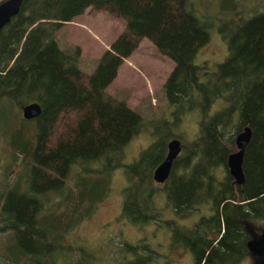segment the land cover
I'll return each mask as SVG.
<instances>
[{"label": "trees", "instance_id": "trees-1", "mask_svg": "<svg viewBox=\"0 0 264 264\" xmlns=\"http://www.w3.org/2000/svg\"><path fill=\"white\" fill-rule=\"evenodd\" d=\"M187 2L23 0L18 13L0 29V102L7 98L22 107L38 101L42 108L34 119L21 117L10 141L11 148L26 157L27 178L24 183H4L0 188V232H10L8 241L0 244V264L7 259V264L44 261L45 257L38 256V246L44 245L45 256L54 249L53 241H64V233L90 216L107 195L117 167L122 166L125 175L124 201L136 197L142 211L139 221L149 219L151 198L156 192L151 171H140L141 156L124 162L123 147L114 154L106 148L111 139H122L126 144L142 129L143 116L125 99L109 94L106 87L113 75L114 61L128 54L145 33L158 40V52L175 60L163 89L169 103L179 111L177 116L190 109L198 111L199 130L194 144L232 148L234 138L225 136L223 130L237 121L242 108L250 114L247 122L253 132L245 148L243 166L256 181V191L251 196L264 193V102H249L242 107L233 98L227 106L212 112L216 97L209 88V79L218 73L196 63L199 48L209 40L210 28L219 22L218 30L229 33L233 21L197 13ZM88 6L103 10L124 25L92 72L80 68L78 47L64 50L55 38L57 21H69ZM247 20L264 24V12ZM242 31L239 41L244 51L236 58V73L228 75L226 81L235 94L254 90L264 95L260 66L264 62V30L249 26ZM246 51L251 53L255 67L252 70L244 63ZM158 121L159 135L169 138L175 122L165 117ZM26 131L32 132L34 140L23 136ZM71 175L72 185L68 182ZM54 195L59 198L56 204L52 202ZM228 210L231 215L237 212L232 207ZM247 226L253 237L257 236ZM238 242H232L234 247L229 245L232 258L244 254ZM218 254L216 264L232 263Z\"/></svg>", "mask_w": 264, "mask_h": 264}, {"label": "rangeland", "instance_id": "rangeland-1", "mask_svg": "<svg viewBox=\"0 0 264 264\" xmlns=\"http://www.w3.org/2000/svg\"><path fill=\"white\" fill-rule=\"evenodd\" d=\"M188 2L197 13L219 21H233L229 33L218 30L219 22L212 26L209 40L196 55V63L218 73V76L209 79V88L216 97L211 111L227 106L233 98H237L242 107L249 102L263 103L264 95L254 90L235 94L226 77L236 73V58L244 51L239 41L242 29L252 26L256 30H264L261 21L247 20L255 13L264 12V0ZM56 24L55 38L59 45L67 51H74L78 47L79 66L87 72L95 69L102 53L124 27L119 19L91 6L71 20L57 21ZM157 43L154 36L145 33L128 54L117 57L111 81L106 87L109 94L125 99L128 106L144 118L142 129L126 144L122 139L107 142L106 148L110 153L114 154L123 147L124 162L137 160L141 156L140 171L144 173L152 171L154 165L164 158L170 138L177 137L182 143L168 179L152 184L156 189V200L149 210L148 221H139L141 208L136 197L124 201L125 175L122 166L117 167L111 175L107 195L96 204L93 213L64 233V241H53L54 249L45 256L42 254L44 245L40 244L38 256L45 257V260L41 259V263L37 264H216L214 259L218 253L231 264H254L246 243L253 237L247 225L254 234L264 230V193L253 199L251 193L256 191L253 185L256 181L244 166L245 181L232 185L227 164L229 147L193 143L199 130L198 111L190 109L177 116L179 111L169 103L163 88L175 60L158 52ZM244 59L249 69L255 68L249 51H246ZM261 60L264 61V54ZM260 66L264 76V62ZM21 117L20 105L7 98L1 100L0 188L4 183L26 182V157L10 146L14 130L21 124ZM160 117L175 122L169 138L159 135ZM249 118L250 114L242 108V115L234 124L227 126L223 134L234 137L240 124ZM24 135L34 140L31 131L24 132ZM72 176L68 179L71 185ZM166 191L171 194L170 199L165 197ZM223 194L225 198H222ZM179 197L183 202L179 201ZM58 199L54 195L53 204ZM173 201H177L183 213L196 214L195 221L184 225L182 223H188L192 218L172 215ZM229 207L237 210L235 215L229 213ZM201 215L205 219H198ZM209 219L217 220L218 226L210 227L205 222ZM203 231L217 238L216 242L206 245L200 238ZM9 235V231L0 232L1 245L8 241ZM168 235L171 241L167 239ZM178 235H182L180 238L187 246L188 239L196 241L192 243V253L184 243L173 244ZM234 240H239L244 254L232 258L229 245ZM7 262H10L9 259L2 264Z\"/></svg>", "mask_w": 264, "mask_h": 264}, {"label": "water", "instance_id": "water-1", "mask_svg": "<svg viewBox=\"0 0 264 264\" xmlns=\"http://www.w3.org/2000/svg\"><path fill=\"white\" fill-rule=\"evenodd\" d=\"M23 0H0V29L18 13ZM22 117L34 119L41 113V104L38 101H30L21 107ZM253 128L251 124H245L235 135L236 148L233 149L227 158L230 174L237 183L244 180L243 159L245 148L248 145ZM182 148L181 140L172 137L167 141L165 157L153 170V177L157 182H163L169 176L173 160L177 157ZM247 247L253 256L254 264H264V230L256 238L247 241Z\"/></svg>", "mask_w": 264, "mask_h": 264}, {"label": "flooded vegetation", "instance_id": "flooded-vegetation-1", "mask_svg": "<svg viewBox=\"0 0 264 264\" xmlns=\"http://www.w3.org/2000/svg\"><path fill=\"white\" fill-rule=\"evenodd\" d=\"M245 124H250L249 122H242L241 124H240V126H239V128H238V130H237V132H239L240 130H241V128L245 125ZM236 132V133H237ZM236 135V134H235ZM234 139H233V142H234V146H235V148H236V144H235V136L233 137ZM235 148H230V152L232 151V149H235ZM166 151H167V144H166ZM229 152V153H230ZM229 153H228V155H229ZM165 155H166V153H165ZM165 157V156H164ZM227 158H228V156H227ZM159 163V162H158ZM158 163H156L155 165H154V168L158 165ZM173 163V162H172ZM154 168H153V170H154ZM171 169H172V166H171ZM153 170L151 171V175H152V183H154V182H157L155 179H154V177H153ZM230 173V172H229ZM170 175V174H169ZM231 175V174H230ZM169 177V176H168ZM168 177L165 179V181L168 179ZM165 181H163V182H165ZM245 181V176H244V180H243V182ZM163 182H158V183H163ZM231 182H232V185H239V184H241V183H237L236 181H235V179H234V177L231 175ZM242 182V183H243ZM261 193H259V194H257V195H255L254 197H253V199L254 198H256L257 196H259ZM156 195V192H155V194L153 195V197L151 198V201H152V206H153V204H154V202H155V200H154V196ZM164 195V194H163ZM165 196V195H164ZM223 197L222 198H225V194H223L222 195ZM167 199H170V197H171V194L170 193H168L167 191H166V196H165ZM177 201H173V203H172V206H173V208L171 209V214L172 215H178V216H184V217H189V219L190 218H192V221H189L188 223H182V224H184V225H189L190 223H192V222H194L195 221V219H196V214L193 216V215H191V214H189V212H186V213H183L182 212V210H180V208L178 207V205H177V203H176ZM150 210V209H149ZM149 210H148V214H147V216L149 215ZM140 214H142V211L140 210ZM198 219H205V216L204 215H201ZM148 221V220H147ZM208 222V224H209V226L210 227H212V226H218V223H217V220H214V219H209V220H205V222ZM257 236H254V237H252V238H256V237H258L259 236V234H256ZM182 235H178L172 242H173V244H178V242H181V243H184V241H182L181 240V237ZM169 238V240H170V235H168L167 236V239ZM200 238H201V240H204L203 242L206 244V245H208V244H210V245H212L214 242H216V240H217V238H213L212 236H210V235H208V233L207 232H205V231H203V234L200 236ZM171 241V240H170ZM248 241V240H247ZM195 243L196 241H193V238H190V239H188L187 240V243L189 244L188 246L185 244V247H187L190 251H191V246H192V243ZM168 243V242H167ZM247 243V242H246ZM169 244V243H168ZM234 244V243H233ZM239 245V244H238ZM231 246H233V245H231ZM181 247H182V245H181ZM179 251V250H178ZM191 253H192V251H191Z\"/></svg>", "mask_w": 264, "mask_h": 264}]
</instances>
